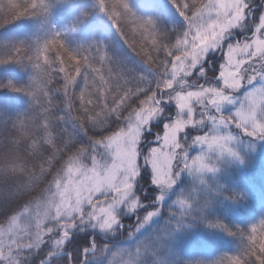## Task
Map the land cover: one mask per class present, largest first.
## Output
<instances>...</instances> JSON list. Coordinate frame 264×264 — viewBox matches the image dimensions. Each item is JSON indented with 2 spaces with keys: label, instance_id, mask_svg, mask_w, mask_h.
<instances>
[{
  "label": "snow or ice",
  "instance_id": "6c2138e0",
  "mask_svg": "<svg viewBox=\"0 0 264 264\" xmlns=\"http://www.w3.org/2000/svg\"><path fill=\"white\" fill-rule=\"evenodd\" d=\"M42 3L7 0L4 4L0 0V9L5 10L0 24L35 14ZM99 3L119 25L129 47L159 70L162 79L154 90H146L114 73L105 55L94 62L91 55L69 52L59 38L27 57L34 62L37 76L33 88L19 90L33 97L38 110L7 133L0 128V201L7 200L11 209L0 212V264H19L14 260L17 253L39 248L59 232L67 237L66 230L81 219L95 220L104 228L118 224L115 210L131 196L144 160L154 169L155 183L169 187L175 167L214 171L204 155L187 160L181 136L189 126L211 122L213 132L197 136L195 142L222 153L235 154L229 146L234 138L220 134L221 126L235 125L264 140V87L250 92L232 115L221 110L246 80L264 79V17L250 39L224 45L221 87L202 81L189 88V77L206 54L220 48L231 30L247 19L246 0H183L180 4L173 0L188 27L172 44L160 38L151 19L137 18L127 0ZM13 58H24V50L18 48ZM82 77L84 85L78 89ZM57 93L63 98L59 102ZM166 100L175 102L180 115L145 156L142 131L162 112ZM66 121L85 132L95 126L104 134L89 137L90 144L81 146L66 127L57 128V122ZM100 146L109 159L101 157ZM131 207L135 210L138 201ZM248 240L246 257L230 258L228 264H264V221L252 227Z\"/></svg>",
  "mask_w": 264,
  "mask_h": 264
},
{
  "label": "trees",
  "instance_id": "16d2710c",
  "mask_svg": "<svg viewBox=\"0 0 264 264\" xmlns=\"http://www.w3.org/2000/svg\"><path fill=\"white\" fill-rule=\"evenodd\" d=\"M148 1L127 0V3L137 18L154 22L165 43H174L188 27L177 6L183 0H177V4L173 0ZM262 1L246 0L247 19L230 34L242 38L254 32L264 15V6H260ZM2 2L6 4L7 0ZM254 6L259 7L252 10ZM250 10L257 13L253 21L248 17ZM4 15L5 10L0 9V20ZM118 26L107 12L101 10L99 0H43L35 14L29 12L0 24V128L7 133L20 120L38 110L33 97L19 89L33 88L37 76L34 62L27 57H34L46 42L55 38L63 41L69 52L91 55L94 62H99L101 55H105L114 73L146 90H154L162 79L161 72L129 47ZM236 42L231 39L224 45ZM18 48L24 50V58H13ZM216 50L218 48L206 54V59L189 77L190 83L207 81L216 87L222 85L208 67L210 62L217 60ZM9 83L14 88L7 87ZM83 85L82 77L77 88ZM249 88L246 87L245 91ZM55 99L59 102L63 98L57 93ZM171 104L173 108L161 105L162 112L150 122L151 132L143 130L145 156H149L151 149L158 144H148L153 131L161 136L167 125L180 115L175 102L171 101ZM169 111L172 117L164 119ZM222 112L232 115L229 111ZM61 127H66L73 135L74 143L81 146L90 144L89 137L99 138L104 134L102 129L92 125L85 132L72 121L57 122V128ZM225 128L224 133L234 137L237 157L232 160L223 158L209 150L207 145L195 142L197 136L213 132L211 122L189 126L181 136V142L187 148V160L204 155L214 171L195 166L175 167L174 183L169 187L155 183L154 169L150 161H146L147 166L139 169V176L135 179L132 199L114 213L119 220L117 225L104 228L95 220L81 219L66 230L67 237L61 239L64 234L59 232L39 248L20 253L22 257L17 256L19 264H40L47 255L63 247L73 254L76 262L91 237L97 241L98 249L88 258L87 264H122L130 259L133 264H228L230 258H245L252 227L264 221V140L249 136L235 125ZM101 148L103 146L99 150ZM19 175L23 178V173ZM137 201V217L134 219L131 205ZM10 210L7 200L0 201V212ZM121 223L129 224L126 231H119ZM115 252L128 253L132 257L118 259ZM52 264L67 262L55 259Z\"/></svg>",
  "mask_w": 264,
  "mask_h": 264
},
{
  "label": "rangeland",
  "instance_id": "374dc122",
  "mask_svg": "<svg viewBox=\"0 0 264 264\" xmlns=\"http://www.w3.org/2000/svg\"><path fill=\"white\" fill-rule=\"evenodd\" d=\"M149 1H152V2H154V3H156V2H158V0H149ZM148 1V2H149ZM160 2V1H159ZM261 5H263L264 6V0L262 1V3L260 4V6ZM258 7L259 6H254L253 8H252V10H257L258 9ZM252 10H250L249 12H248V17H249V20H254V18L257 16V13H253L252 12ZM261 12V11H260ZM173 13V12H172ZM259 14V13H258ZM174 15V13L171 15V16H173ZM262 17H264V15H262L261 17H260V19L262 18ZM254 31H255V28H254ZM254 33V32H253ZM253 33L251 34V35H249V34H247L245 37H242V38H238L235 34H229L228 36H227V38L229 37V36H231L232 38L231 39H235L237 42H240V41H244L245 39H250L251 38V36L253 35ZM231 39H229V40H231ZM228 41V40H227ZM224 44H225V42H223V44H222V46L220 47V48H218V50H216V61L215 62H210L209 63V65H208V67L210 68V69H212L213 70V73L215 74V78H217V79H219V71L220 70H222V68H223V64L225 63V61H226V52L223 50V47H224ZM214 50V49H213ZM198 69V68H197ZM196 69V70H197ZM194 73H195V71H194ZM222 82V81H221ZM195 85L196 84H194V83H190L189 82V87L190 88H192V87H195ZM222 85H220V87H221ZM246 87H250L249 88V90H247V91H245V89H246ZM261 87H264V79H256L255 81H252V82H248L247 80L245 81V83L243 84V86L239 89V90H237V91H235L234 93H233V101L231 102V103H225L223 106H222V111H225V112H230L231 114H233L236 110H237V108L240 106V104L243 102V100H244V98L250 93V92H252V91H254L255 89H258V88H261ZM162 95H163V93H162ZM162 105H166V106H169V108H173L172 107V104H171V102L170 101H165ZM174 109H175V107H174ZM231 110H232V112H231ZM170 113H168L165 117H164V119H170L171 117H172V113H171V111H169ZM186 114V113H185ZM224 129L226 130V128L225 127H223V126H221L220 128H219V132H220V134H222V135H229V134H227V133H224ZM153 129L151 128V126L149 125V126H147L146 128H145V131H149V132H151ZM142 135H143V131H142ZM159 134L158 133H156V132H154L153 131V136L151 137V139H150V141H149V145L151 144H155V143H157V142H159ZM234 138V137H233ZM235 143V141H234V139L232 140V141H230L229 142V146L232 148V150H233V153H235V154H232V153H229V152H227V151H224L223 153L217 148V149H213L214 150V152H215V154L216 155H219V156H222L223 158H230L231 160L234 158V157H237V154H236V152H237V146L234 144ZM143 144H145L146 145V140L145 139H143L142 138V141H141V151L146 155V153L144 152V146H143V148H142V145ZM147 144V145H148ZM263 148V146L261 147V149ZM99 152H100V154H101V156H102V158H104V159H109L110 158V156H109V154L107 153V151L104 149V148H101L100 150H99ZM263 153H264V148H263ZM108 154V155H107ZM147 160H144V161H142V167L141 168H144V167H146L147 166V162H146ZM132 196H133V192H132V194H131V196L129 197V201L132 199ZM128 201V202H129ZM127 202V203H128ZM126 204V203H125ZM115 212H117V209L115 210ZM137 210H133L132 212H131V215L133 216V218L134 219H136V217H137ZM117 225V224H116ZM128 223H121L120 225H119V231L120 232H123L124 230L126 231V228L128 227ZM64 234V233H63ZM64 238V235H62L61 236V239H63ZM55 239H57V238H55ZM105 240H108V238H105ZM46 242V241H45ZM44 242V243H45ZM87 242H88V244L86 245V247L84 248V250H83V252H82V254L80 255V257L79 258H77L76 259V262L75 261H73V254H71L70 252H68V250H66L64 247L63 248H61L58 252H56V253H51V254H49V255H47L42 261H41V263H44L47 259H48V257L50 256V255H52V254H57V253H59V254H68V256L66 257V256H61V255H58L57 257H54L53 259H51L50 261H49V263L48 264H52V262H53V260H55V259H57L58 261L60 260V259H65V261L67 262V264H87V261H88V258H90L93 254H95L96 252H97V249H98V244H97V241L93 238V237H91V238H89L88 240H87ZM87 252H89V253H87ZM87 253V254H86ZM17 256H21L22 257V255L20 254V253H17V255L14 257V260L15 261H18L19 262V260H18V258H17ZM116 258L118 257V259H120L121 257H123V258H127V257H129V258H131L132 256H131V254H128V253H123V252H120V253H118L117 254V252H115V255H114ZM71 258H72V260H71ZM75 259V258H74ZM117 260V259H116ZM131 260V259H130ZM125 261H127V260H125ZM56 263V262H55ZM103 262H101V263H99V264H102ZM116 264V263H115ZM122 264H124V262L122 263Z\"/></svg>",
  "mask_w": 264,
  "mask_h": 264
},
{
  "label": "water",
  "instance_id": "95a60500",
  "mask_svg": "<svg viewBox=\"0 0 264 264\" xmlns=\"http://www.w3.org/2000/svg\"><path fill=\"white\" fill-rule=\"evenodd\" d=\"M230 37H228L227 39H229ZM226 39V40H227ZM87 254V253H86ZM58 255H61V254H52V255H50L49 257H48V259L43 263V264H48L49 263V261L51 260V258H54V257H57ZM62 255H64V254H62Z\"/></svg>",
  "mask_w": 264,
  "mask_h": 264
}]
</instances>
